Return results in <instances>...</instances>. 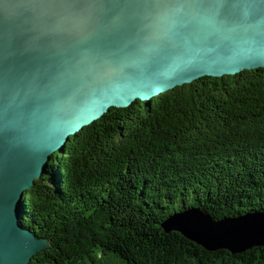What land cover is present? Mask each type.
<instances>
[{"label": "water", "instance_id": "obj_1", "mask_svg": "<svg viewBox=\"0 0 264 264\" xmlns=\"http://www.w3.org/2000/svg\"><path fill=\"white\" fill-rule=\"evenodd\" d=\"M264 67V0H0V264L50 246L19 223L23 193L110 106L204 75ZM208 251L264 247V211L167 215Z\"/></svg>", "mask_w": 264, "mask_h": 264}, {"label": "trees", "instance_id": "obj_2", "mask_svg": "<svg viewBox=\"0 0 264 264\" xmlns=\"http://www.w3.org/2000/svg\"><path fill=\"white\" fill-rule=\"evenodd\" d=\"M189 206L264 211V67L110 106L50 155L19 223L50 239L29 264H264V247L208 251L161 227Z\"/></svg>", "mask_w": 264, "mask_h": 264}]
</instances>
